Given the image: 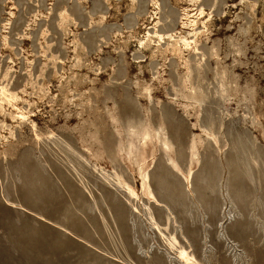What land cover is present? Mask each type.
Here are the masks:
<instances>
[{"label":"rangeland","instance_id":"374dc122","mask_svg":"<svg viewBox=\"0 0 264 264\" xmlns=\"http://www.w3.org/2000/svg\"><path fill=\"white\" fill-rule=\"evenodd\" d=\"M1 87L0 264H264V0H0Z\"/></svg>","mask_w":264,"mask_h":264},{"label":"bare ground","instance_id":"6f19581e","mask_svg":"<svg viewBox=\"0 0 264 264\" xmlns=\"http://www.w3.org/2000/svg\"><path fill=\"white\" fill-rule=\"evenodd\" d=\"M191 1H192V0H191ZM238 1H239V0H238ZM159 3H160V2H159ZM155 4H156V3H155ZM160 7H161V5H160ZM196 7H197V6H196ZM63 8H64V7H63ZM193 8H194V7H193ZM198 8H199V7H198ZM198 8H197V9H198ZM205 8H206V7H205ZM199 9H200V8H199ZM154 11H155V10H154ZM159 11H160V10H159ZM184 11H185V10H184ZM195 11H196V10H195ZM199 11H201L200 14H203V11H202V10H199ZM199 11H198V12H199ZM156 12H157V11H156ZM198 12H197V13H198ZM191 13H192V12H191ZM222 13H223V12H222ZM213 14H214V13H213ZM186 15H188V14H186ZM186 15H185V16H186ZM195 15H196V14H195ZM198 15H199V14H198ZM242 15H243V14H242ZM182 17H183V16H182ZM187 17H188V16H187ZM197 17H198V16H197ZM103 18H104V16H103ZM243 18H244V17H243ZM244 19H246V17H245ZM159 20H160V19H159ZM187 20H188V19H187ZM191 20H192V19H191ZM61 21L63 22V20H61ZM156 21H157V20H156ZM248 21H249V20H248ZM154 22H155V21H154ZM154 22H153V23H154ZM157 22H158V21H157ZM202 22H204V21H202ZM59 23H60V22H59ZM188 23H190L189 20H188ZM191 23H192V22H191ZM181 24H182V23H181ZM186 24H187V23H186ZM182 25H183V24H182ZM188 25H189V24H188ZM60 26H61V25H60ZM154 26H156V25H154ZM194 28H195V27H194ZM152 29H154V28H152ZM163 31H164V30H163ZM167 31H168V30H167ZM170 31H171V30H169V32H170ZM176 31H177V30H176ZM176 31H174V32H176ZM194 31H195V30H194ZM148 32H149V31H148ZM159 32H160V31H159ZM164 33H165V31H164ZM177 33H178V32H177ZM192 33H194V32H192ZM145 34L147 35L146 31H145ZM172 34H173V33H172ZM159 35H160V34H159ZM164 35H167V34H164ZM179 35H180V34H179ZM188 35H189V34H188ZM143 36H145V35H143ZM156 36H157V35H156ZM167 36L169 37V35H167ZM180 36H181V35H180ZM189 36H190V35H189ZM191 36H192V35H191ZM191 36H190V37H191ZM177 37H178V36H177ZM181 37H182V36H181ZM186 37H187V36H186ZM159 38H160V39H163L162 36H159ZM171 38H173V36H172ZM178 38H179V37H178ZM179 39H180V38H179ZM192 39H193V38H192ZM190 41H191V40L188 41L187 39H182L183 46L185 47V49H186V48H189L190 46H192ZM139 43H140V42H139ZM194 43H195V42H194ZM159 44H160V43H159ZM163 44H164V43H163ZM195 44H196V43H195ZM175 45L178 46L179 44L176 42ZM180 45H181V42H180ZM200 45H201V44H199L198 46H200ZM161 47H162V46H161ZM166 47H167V46H166ZM178 48H179V46H178ZM198 48H199V47H198ZM189 49H190V48H189ZM194 49H196V47H195ZM191 50H192V49H191ZM200 50H201V48H200ZM153 51H154V50H153ZM168 51H169V50H168ZM182 51H183V50H182ZM194 51H197V50H194ZM194 51H193V52H194ZM177 52H179V51H177ZM199 52H200V51H199ZM171 53H172V52H171ZM198 54H199V53H198ZM198 54L196 53L197 56H198ZM206 54H207V53H205V55H206ZM191 55H192V54H191ZM191 55H190V56H191ZM193 55H194V54H193ZM205 55H204V57H205ZM192 57H193V56H192ZM160 58H161V57H160ZM161 60H162V59H161ZM185 60H186V59H185ZM190 60H192V59H190ZM75 61H76V60H75ZM202 61H204V59H203ZM198 63H199V62H198ZM199 64H200V63H199ZM193 66H194V65H193ZM200 67H201V66H200ZM193 68H194V67H193ZM159 69H160V68H159ZM202 72H203V71H202ZM222 74H223V73H221V75H222ZM223 77H224V76H223ZM201 83H202V82H201ZM222 83H223V82H222ZM219 85H221V84H219ZM228 85H229V84H228ZM226 86H227V85H226ZM221 89H222V88H221ZM0 90H1V94H2V96H4V97L6 98V91H7L8 89L5 90V87H1ZM194 91H196V90L194 89ZM201 92H202V91H201ZM7 94H8V93H7ZM190 96H191V95H190ZM200 96H201V95H200ZM191 97H192V96H191ZM5 98H4V99H5ZM189 98H190V97H189ZM4 99H2V100L4 101ZM10 99H11V98H10ZM14 99H15V96H14ZM14 99H13V100H14ZM8 100H9V99H8ZM8 100L6 99V101H8ZM0 101H1V100H0ZM3 101H1V102H3ZM6 101H5V102H6ZM15 101H16V100H15ZM0 108H1V106H0ZM15 109H16V108H15ZM16 110L18 111V109H16ZM20 110H21V109H20ZM1 111H2V110H1ZM1 114H2V113H1ZM9 115H10V114H9ZM27 115H28V114H27ZM11 116H12V115H11ZM14 116H15V115H14ZM17 116H18V115H17ZM20 116H22V115H20ZM15 118H16V117H15ZM19 118H21V117H19ZM13 120H14V118H13ZM15 120H16V119H15ZM24 120H25V119H24ZM29 120H31V119H29ZM27 122H28V121H27ZM22 124H23V123H22ZM31 124H32V123H31ZM4 127H5V125H4ZM2 128H3V126H2ZM35 128H36V127H35ZM35 128H34V129H35ZM36 130H37V129H36ZM33 131H34V130H33ZM3 137H4V136H3ZM5 138H6V137H5ZM38 138H39V137H38ZM0 139H1V138H0ZM193 264H195V263H193Z\"/></svg>","mask_w":264,"mask_h":264}]
</instances>
